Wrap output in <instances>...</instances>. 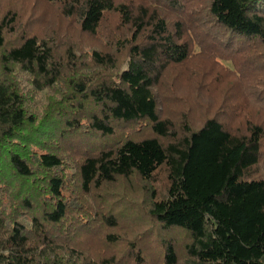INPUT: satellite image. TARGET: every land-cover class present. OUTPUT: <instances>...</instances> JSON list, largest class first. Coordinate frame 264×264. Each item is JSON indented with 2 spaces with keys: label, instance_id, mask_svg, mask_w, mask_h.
<instances>
[{
  "label": "trees",
  "instance_id": "trees-1",
  "mask_svg": "<svg viewBox=\"0 0 264 264\" xmlns=\"http://www.w3.org/2000/svg\"><path fill=\"white\" fill-rule=\"evenodd\" d=\"M42 1L60 5L83 36L105 39L106 47H93L89 57L72 43L59 52L53 39L37 33L9 43L19 13L10 7L0 16V264H114V256L88 259L90 246L82 240L91 239L94 211L85 196L119 178L155 180L163 169L165 190L152 192L149 212L163 228L190 233L187 264H264V108L249 101V93L263 99L264 89L243 84L245 66H238L241 54L255 74L261 71L264 0ZM215 31L233 52L215 49ZM253 54L263 61L249 60ZM206 55L242 83V100L222 93L216 111L202 108L197 128L192 107L178 122L165 117L178 81L204 80L192 61ZM17 69L37 91L59 92L45 115L31 110ZM168 81L172 90L164 88ZM117 123L148 127L154 136L99 146L79 140L90 132L114 136ZM57 140L69 145L74 164L52 145ZM101 213L110 228L117 225ZM165 258L177 264L174 246Z\"/></svg>",
  "mask_w": 264,
  "mask_h": 264
},
{
  "label": "rangeland",
  "instance_id": "rangeland-1",
  "mask_svg": "<svg viewBox=\"0 0 264 264\" xmlns=\"http://www.w3.org/2000/svg\"><path fill=\"white\" fill-rule=\"evenodd\" d=\"M10 7H14L18 11L19 19L16 34L8 36L9 43L18 39V35L20 34L37 33L40 37H50V39H53L54 43L58 44L59 52L65 51L67 45L72 43L76 44L78 49L81 50H79L80 55L89 57V54H86V52L91 53L93 47H99L102 44L106 47L105 39H102V41L92 40L88 36H83L78 24L72 18L63 16L61 6L56 3L46 4L42 0H0V16ZM217 32L216 34H219V44H214L215 49L224 54H226L224 51L233 52L231 48L223 47L222 41L225 40V35H223L222 31ZM250 45L246 44L245 46L248 47ZM259 51L264 52V47L260 48ZM238 56H241L238 66L241 63L245 66L244 73L247 76L244 78L243 84L249 88H253V90H263L264 63L259 64L261 71L255 74L256 68L252 66L247 67V58L241 54H238ZM247 57L251 61L259 58L257 59L259 62L263 61L262 58L264 59V56L260 59V55L258 54L248 55ZM193 62L192 70L198 72L199 76L200 73L203 74L204 80L178 81L175 87L176 93L174 91L175 98H170L174 102L171 103L169 100L170 107L167 106L164 115L165 117L170 115V117L178 122L177 115L192 107L194 109L189 119L192 126L197 128L203 124L202 108L212 106V113L216 111L220 103L219 101L223 98L221 97L222 93H228L227 95L229 96H232L233 93H238L236 95L237 99L242 100L238 91L241 92L240 89L243 86L240 82H234L231 76L223 71L226 68L220 66L212 58L209 59L208 55L205 58L194 59ZM220 62L231 69H235L232 60L220 58ZM254 67L257 66L254 65ZM237 69L239 68L237 67ZM14 73L22 89L30 96L29 103L31 110L38 114L39 117L45 115L53 99L60 97L59 92L49 89L37 91L31 82L29 74L21 72L18 69ZM213 73L217 75L216 78H213ZM187 74H183V77L187 78ZM170 83L171 81H168V85H165L164 88L170 90ZM252 85L254 87H250ZM247 91L251 92L252 89ZM249 95V101L253 109L259 111L260 108L258 107L264 108V98L257 101L252 93H249ZM177 96L181 98L179 99ZM171 107L175 109L174 113L170 111ZM261 110L264 112V109ZM251 114L258 115L253 111ZM54 116L58 117L56 119H61L59 114ZM90 133L85 137L81 136L79 139L83 145L88 146L87 143H90V145L99 146L105 143H114V141L123 136H132L136 139L154 136L148 127H138L135 125L123 127L118 123L116 135L114 136H105L94 132ZM57 141L52 142V145L59 147L60 152H63L68 157L70 163L74 164L78 158L67 151L66 147L69 149V145L62 143L61 140ZM165 184L166 172L163 169L156 174L155 180H144L137 175L130 178H119L114 183L106 184L98 192H92V194L85 196L87 206L94 212L100 210V212L109 213L117 221V225L110 228L102 219V213L100 216V212L89 214L91 219L89 220L90 227L93 230H90L89 235L85 234V237L86 235L91 236V239L88 242L82 240L90 246L87 249V253L89 252L90 254L88 259H98L101 256L110 258L114 256V264H166V248L168 245H172L177 251V264H187L188 256L186 249L192 239L190 233L183 228L171 230L163 228L158 221L151 217L149 212L152 204V192L156 189L159 196L162 195L165 190ZM107 233H112L113 241L104 242V237ZM97 235L98 237H95Z\"/></svg>",
  "mask_w": 264,
  "mask_h": 264
}]
</instances>
